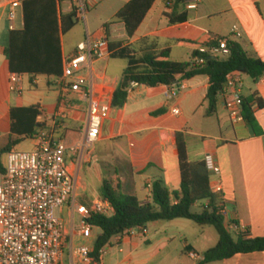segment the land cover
<instances>
[{
  "label": "crops",
  "instance_id": "crops-1",
  "mask_svg": "<svg viewBox=\"0 0 264 264\" xmlns=\"http://www.w3.org/2000/svg\"><path fill=\"white\" fill-rule=\"evenodd\" d=\"M16 1L20 2V6L14 8L12 3ZM23 1L0 0V150L9 144L11 137L14 140L19 138L18 135L11 133V108L30 106L22 99L26 86H40V78L45 77L47 88H57L58 98L63 99L62 76L22 74V94L10 91L9 80L12 72L9 70L5 50L11 30L24 27ZM76 1L62 0L60 12H70L72 5L77 4ZM100 1L102 0H94L95 3ZM129 1L131 0H125L122 7ZM64 3L68 4L69 8L64 9ZM197 4V8L188 9L187 2L175 6V0H156L132 37L128 36L123 22L115 20L106 24L110 42H119L113 52L127 47L132 54L143 57L146 54L169 49L171 60L193 62L200 46L212 45L214 43L212 37H217L231 38L242 44L251 55L264 60V0H198ZM11 11L16 13L14 20L10 19ZM184 12H187L188 18L180 20ZM234 25H238L243 33L239 38L232 36ZM85 39L86 37L83 40ZM77 45L68 50L63 36V58L75 53ZM222 55L227 56V54ZM111 59L125 58L110 56L105 60L97 61L94 70L95 74H105L112 79L109 86L114 94L123 79L128 59L121 74L110 70ZM92 74H89L90 79L93 78ZM247 77L250 76H242V95L250 98L257 94L264 100V75L258 79L250 77L247 80ZM209 86L210 78L207 75H198L186 80L178 76V80L173 85L152 87L139 84L128 91L126 105L120 109H113L111 118L103 126L99 140H115L128 136L131 141L132 135L145 132L137 139V143L144 147L147 153L142 171L149 168L145 173L148 179L139 185L131 175L121 176L117 170L115 177H111L109 181L123 193L136 195L142 203L152 200L148 184L153 185L159 179H162L171 190H178L181 184V172L176 134L184 131L187 134L189 152L196 150L193 159L198 153L202 154L201 158L210 153L220 166V174L210 172L211 179L222 184L224 198L235 221L247 227L245 234L237 231L238 235L241 234L245 238L264 236V108H259L258 105L253 108L255 127L246 120L232 124L222 96L216 112L209 113L207 102ZM39 105L43 113L42 104ZM65 105L66 117L57 126H54L51 118L62 106L61 104H58L53 112L45 113L46 119L39 117L38 121L46 124L45 130L52 129L68 147H72L84 138L89 119V105L76 95L66 97ZM175 107L180 109L179 115L173 113ZM228 124L232 125L233 129H229ZM7 136L10 137L9 142L2 147L1 140ZM194 138L199 141V145L191 149L189 142ZM157 142L161 148V155L158 158L159 152L155 149ZM67 157L72 162L75 159V155L70 150ZM102 185L100 193L94 194L92 201L99 198V195L102 197ZM166 222L167 224H163V221L149 223L148 232L144 236H125L121 241H117L114 237L112 240L115 243V251L114 248H110L109 253H104L98 264H111L115 258L120 264H181L185 262L184 258L190 260V264H198L203 260V252L218 243L219 235L217 236L212 228L203 229L193 243L186 240L184 228L189 224L184 218ZM174 224L183 227L179 231V237L184 239L181 241L183 255L171 258L166 253L171 251L176 236L168 227ZM101 233L99 227L94 228L96 236ZM191 253L198 254V258H193ZM72 256V249L66 248L65 264H72ZM209 264H264V251L240 253L230 259Z\"/></svg>",
  "mask_w": 264,
  "mask_h": 264
},
{
  "label": "trees",
  "instance_id": "trees-1",
  "mask_svg": "<svg viewBox=\"0 0 264 264\" xmlns=\"http://www.w3.org/2000/svg\"><path fill=\"white\" fill-rule=\"evenodd\" d=\"M62 0H24V27L13 29L9 35L5 50L10 72L29 75H63L62 37L77 24L76 6L68 13L60 12ZM156 0H131L116 14V20L125 24L129 37H132L143 22ZM188 0H175V6L183 5ZM188 18L187 12L180 20ZM174 21L173 18H171ZM119 45L110 42L112 57L128 59V66L123 79L115 90L112 106L123 108L128 101V89L132 81L152 87L173 85L178 76L183 80L198 75H207L210 86L207 94L209 113L217 110L223 90V84L230 72L238 71L253 79L264 75V60L251 55L242 44L232 39L228 42L226 57L205 55V61L196 64L190 61H174L170 59V50L137 57L131 50L123 47L113 52ZM197 54V53H196ZM62 103L59 98L58 104ZM258 105L264 108V100L257 94L244 97V118L255 127L253 108ZM42 115L39 104L30 106H13L11 108V133L19 138L11 137L9 144L0 150V171L4 170L1 156L27 138H33L40 130L46 128L38 118ZM181 184L178 190H171L162 179L155 181L152 188V200L142 203L136 195L123 193L115 188L111 181L104 180L101 195L108 199L115 213L112 216L93 215L89 221L102 230L95 240L93 257L100 261V252L111 240L134 226L148 225L154 221H172L179 218L190 219L199 225L214 226L219 233L218 243L203 252V260L198 264L230 259L240 253L264 251V236L245 238L241 234L235 238L226 218L219 212L222 203L220 194L211 188V175L205 157L198 153L195 159L188 150L187 134L179 131L176 134ZM200 208L199 212L194 207Z\"/></svg>",
  "mask_w": 264,
  "mask_h": 264
},
{
  "label": "built area",
  "instance_id": "built-area-1",
  "mask_svg": "<svg viewBox=\"0 0 264 264\" xmlns=\"http://www.w3.org/2000/svg\"><path fill=\"white\" fill-rule=\"evenodd\" d=\"M79 1V0H78ZM85 2L86 0H80ZM198 0H188L187 8L195 9ZM13 7L20 2L12 3ZM76 6L77 19L85 18L86 4ZM86 6V7H85ZM15 11L10 12L14 20ZM242 31L238 25L232 28V36L239 38ZM212 45H202L193 58V62L201 64L205 55H222L228 53V42L231 38L212 37ZM112 55L107 25L102 26L94 35L87 33L86 39L77 45L75 53L63 58V75L61 78L62 106L53 117L57 126L67 114L65 99L76 95L89 105V119L83 140L68 147L61 137H57L52 129L40 130L33 139L35 148L32 151L7 152V164L0 171V264H65L66 247L73 251L72 264H98L93 257L95 250L93 237L95 226L89 219L96 214L112 216L115 209L108 199L96 198L91 204L82 202L83 188L81 164L88 159L92 148L100 139L103 126L111 118L113 112V94L109 83L112 79L105 74H95L94 64ZM93 73V74H92ZM92 74L93 78L89 77ZM243 74L230 72L223 84L221 96L232 124L245 121ZM91 80V81H90ZM22 74H10V91L22 94ZM139 82L132 81L128 91L137 87ZM175 115L180 109H173ZM73 152L75 159L68 160V151ZM208 171L220 174L221 168L212 154H206ZM151 189L152 184H148ZM214 193L220 194L222 203L219 212L226 218L229 227L242 234L247 227L235 221L223 195L220 182L211 180ZM61 210V215L56 210ZM67 214L72 227L68 229ZM79 215V220H76ZM232 216V217H231ZM148 232L147 225L134 226L116 236L121 241L125 236H144ZM81 236L92 244L75 247V236ZM95 238V240H96ZM105 248L100 252V260ZM195 259L198 254L191 253Z\"/></svg>",
  "mask_w": 264,
  "mask_h": 264
},
{
  "label": "rangeland",
  "instance_id": "rangeland-1",
  "mask_svg": "<svg viewBox=\"0 0 264 264\" xmlns=\"http://www.w3.org/2000/svg\"><path fill=\"white\" fill-rule=\"evenodd\" d=\"M125 0H102L99 3H95L94 0H86L85 2L76 1V3L86 4V15L85 18H81L77 21L76 26L70 30L67 34L64 35V40L67 49H72L75 45L78 44L80 40H83L87 33L94 35L102 26L109 24L116 20L115 12L122 7ZM63 8H69L68 4H63ZM222 57H224L222 55ZM110 70L121 74L124 68L127 65V59H111L110 60ZM250 77H247L249 80ZM24 103L31 104H42L43 113L40 116L41 119H46L47 114L53 112L58 105V90L57 88H47L45 77L40 78V86H26L25 91L22 97ZM47 113V114H45ZM229 129H233L232 125L228 124ZM145 132H140L132 135L131 141H129L128 136H123L115 140L103 139L98 140L92 148V153L86 161L81 164L82 169V185L80 193L82 194V202L89 205L92 202V197L94 194L100 193V187L104 180H110L111 177H115L117 170L122 176L133 177L139 185H142L145 180L148 179V176L145 173L149 170L142 171V164L147 156V153L141 145L137 143V139L141 137ZM10 137L7 136L1 140V145L8 144ZM196 138L190 140L189 145L192 148L199 145ZM35 148V140L33 138H27L22 140L20 143L14 146V149L17 151H32ZM155 149L159 152L157 158L161 155V148L159 147L158 142L155 143ZM196 150H192V157L196 154ZM199 151V150H197ZM1 162L3 165L7 164V154L4 153L1 156ZM127 172V174H126ZM118 182V180H116ZM118 187V185H116ZM84 187L86 188L84 190ZM100 197V195L98 196ZM194 211L199 212L200 208L198 206L194 207ZM56 214L61 215V210L57 209ZM63 217L66 219L68 224V229L72 232V227L69 222L67 214H64ZM79 215H76V220H79ZM188 222V226L184 228V233L187 235L186 240L193 242L198 239L201 231L203 229L212 228L215 230L217 236L219 235L218 231L213 226L209 225H199L196 222L185 219ZM163 224H167L166 221H163ZM170 232L176 236L175 241L172 243L171 251L167 252L169 256L176 257L182 256L183 248L181 241H184L183 238L179 237V231L183 229L182 226L172 225L168 227ZM100 232V230H98ZM235 238L238 237V233L235 230H231ZM95 233L97 230L95 229ZM96 235V234H95ZM95 236L92 240L95 241ZM75 247H79L83 244L91 245L92 243L88 240L75 236ZM68 248V245L67 247ZM114 248L115 243L113 240L105 248V253H109V249ZM109 256V255H108ZM67 262V258L65 260ZM184 261L181 264H190L191 261L184 258ZM111 264H120L118 259H113ZM157 264V263H154ZM168 264V263H163Z\"/></svg>",
  "mask_w": 264,
  "mask_h": 264
}]
</instances>
